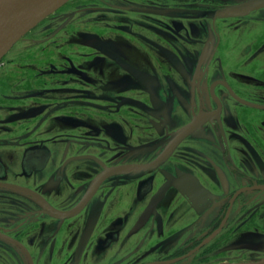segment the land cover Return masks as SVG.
I'll return each mask as SVG.
<instances>
[{
	"label": "flooded vegetation",
	"instance_id": "flooded-vegetation-1",
	"mask_svg": "<svg viewBox=\"0 0 264 264\" xmlns=\"http://www.w3.org/2000/svg\"><path fill=\"white\" fill-rule=\"evenodd\" d=\"M264 260V0H69L0 60V264Z\"/></svg>",
	"mask_w": 264,
	"mask_h": 264
},
{
	"label": "water",
	"instance_id": "water-1",
	"mask_svg": "<svg viewBox=\"0 0 264 264\" xmlns=\"http://www.w3.org/2000/svg\"><path fill=\"white\" fill-rule=\"evenodd\" d=\"M69 0H0V60L39 22ZM234 264H264V260Z\"/></svg>",
	"mask_w": 264,
	"mask_h": 264
}]
</instances>
